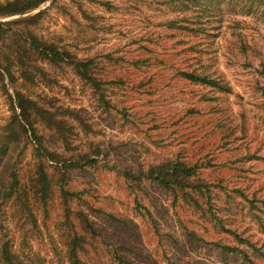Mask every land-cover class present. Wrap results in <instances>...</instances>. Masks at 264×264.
Wrapping results in <instances>:
<instances>
[{
    "label": "rangeland",
    "instance_id": "obj_1",
    "mask_svg": "<svg viewBox=\"0 0 264 264\" xmlns=\"http://www.w3.org/2000/svg\"><path fill=\"white\" fill-rule=\"evenodd\" d=\"M188 3L49 0L33 11L44 9L34 31L80 60L94 58L102 83L96 91L69 68L46 65L48 80L21 85L65 122L64 137L37 124L44 147L66 159L84 153L96 160L70 170L66 183L78 194L70 207L85 211L100 233L85 255L93 264H120L118 257L130 264H245L216 246L245 247L230 230L264 252V13L245 14L233 1L223 2L222 17L206 33L195 30L197 13ZM192 69L221 78L231 92L179 74ZM3 85L0 130L12 116L14 96L7 80ZM28 135L10 157L22 181L37 160V142ZM175 160L197 166L199 177L215 187L211 199L200 201L203 211L175 201L156 183L123 176ZM43 161L58 178L52 162ZM61 199L54 185L46 211L34 206L37 228L28 239L43 264H68ZM13 211L11 203L0 209V243L6 234L24 250Z\"/></svg>",
    "mask_w": 264,
    "mask_h": 264
},
{
    "label": "trees",
    "instance_id": "obj_2",
    "mask_svg": "<svg viewBox=\"0 0 264 264\" xmlns=\"http://www.w3.org/2000/svg\"><path fill=\"white\" fill-rule=\"evenodd\" d=\"M49 0H8L0 2V20L11 16L26 14L10 21H0V83L5 89L4 81L13 86L14 96L9 95L12 107V116L7 124L0 130V209L5 203H11L13 215L19 226V235L22 239L24 250L18 248L14 240L6 234L0 243V264H43L41 256L32 250L30 236L37 228V219L34 206L41 204L44 211L50 203L54 185H57L61 195L63 207L62 228L59 231L66 249L65 259L68 264H93L85 255L94 245L96 237L100 235L90 216L82 210H73L70 202L78 194L66 188L70 170L81 169L87 164H93L95 158L90 155H78V158L66 159L51 153L42 143L43 136L37 133V124L42 123L57 135L64 137L66 129L64 120L60 119L48 102H41L29 95L21 87L46 81L50 78V71L45 66L54 70L69 68L79 79L89 84L96 91L101 90V81L93 72L94 58L78 59L72 52L61 47L53 40L40 37L33 29L44 12L37 9ZM53 0H51L52 2ZM188 8H195L197 13V31L208 32L214 21L220 20L223 2L238 5L242 13L251 14L261 10L264 13V0H189ZM218 3V4H217ZM83 14H86L82 10ZM20 26L19 29L13 27ZM180 76L197 85L208 87L220 93L231 92V86L219 77H213L204 70H181ZM18 80L20 82L18 83ZM37 142L35 149L37 160L35 170L27 181H22L15 164H11L12 153L29 135ZM43 159L52 162V168L58 173V178L47 169ZM123 176L128 180L141 182L147 180L158 184L174 196V200H183L191 203L196 210L203 211L200 201L212 198L215 187L199 177L198 167L184 163L180 160L166 161L155 164L147 172L139 176L130 171H124ZM254 204L253 201L250 202ZM25 224L29 227L24 228ZM238 241L245 247L230 246L216 243L222 252H230L240 256L245 264H259L258 259L264 261V252L261 251L248 238H243L230 230ZM191 235V234H190ZM195 237V236H194ZM196 238V237H195ZM248 246L257 251V258L247 250ZM29 254V255H28ZM120 264H130L125 259L118 257Z\"/></svg>",
    "mask_w": 264,
    "mask_h": 264
}]
</instances>
